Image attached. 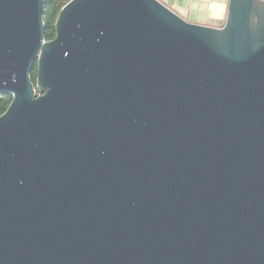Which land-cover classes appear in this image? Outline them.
Instances as JSON below:
<instances>
[{
    "label": "water",
    "instance_id": "water-1",
    "mask_svg": "<svg viewBox=\"0 0 264 264\" xmlns=\"http://www.w3.org/2000/svg\"><path fill=\"white\" fill-rule=\"evenodd\" d=\"M42 10L0 0V264H264V0Z\"/></svg>",
    "mask_w": 264,
    "mask_h": 264
},
{
    "label": "crops",
    "instance_id": "crops-1",
    "mask_svg": "<svg viewBox=\"0 0 264 264\" xmlns=\"http://www.w3.org/2000/svg\"><path fill=\"white\" fill-rule=\"evenodd\" d=\"M189 21L220 26L224 23L228 0H161Z\"/></svg>",
    "mask_w": 264,
    "mask_h": 264
},
{
    "label": "trees",
    "instance_id": "trees-1",
    "mask_svg": "<svg viewBox=\"0 0 264 264\" xmlns=\"http://www.w3.org/2000/svg\"><path fill=\"white\" fill-rule=\"evenodd\" d=\"M68 0H43V10L42 18L44 23V39L50 40L55 36V21L61 7ZM36 74H37V61H34L33 66L30 70V76L33 84L36 85ZM36 93L39 90L35 86ZM12 99V94L10 93H0V114L5 111Z\"/></svg>",
    "mask_w": 264,
    "mask_h": 264
}]
</instances>
